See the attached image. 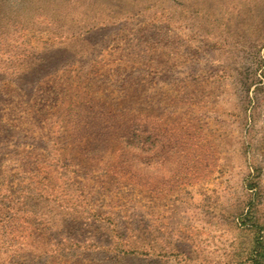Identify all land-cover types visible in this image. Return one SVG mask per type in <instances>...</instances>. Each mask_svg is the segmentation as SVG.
Masks as SVG:
<instances>
[{
	"label": "rangeland",
	"instance_id": "rangeland-1",
	"mask_svg": "<svg viewBox=\"0 0 264 264\" xmlns=\"http://www.w3.org/2000/svg\"><path fill=\"white\" fill-rule=\"evenodd\" d=\"M256 262L264 0H0V264Z\"/></svg>",
	"mask_w": 264,
	"mask_h": 264
},
{
	"label": "trees",
	"instance_id": "trees-1",
	"mask_svg": "<svg viewBox=\"0 0 264 264\" xmlns=\"http://www.w3.org/2000/svg\"><path fill=\"white\" fill-rule=\"evenodd\" d=\"M123 252H125V254H127L128 251H123ZM251 260H252V259H251ZM256 263H257V264H260V263H258V262H256Z\"/></svg>",
	"mask_w": 264,
	"mask_h": 264
}]
</instances>
